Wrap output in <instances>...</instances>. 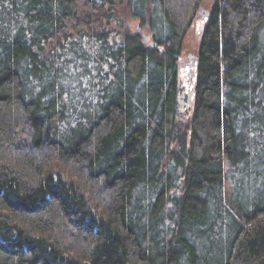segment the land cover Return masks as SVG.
Masks as SVG:
<instances>
[{"label": "trees", "instance_id": "1", "mask_svg": "<svg viewBox=\"0 0 264 264\" xmlns=\"http://www.w3.org/2000/svg\"><path fill=\"white\" fill-rule=\"evenodd\" d=\"M201 3L0 0V264H264V0L213 1L181 111Z\"/></svg>", "mask_w": 264, "mask_h": 264}, {"label": "rangeland", "instance_id": "2", "mask_svg": "<svg viewBox=\"0 0 264 264\" xmlns=\"http://www.w3.org/2000/svg\"><path fill=\"white\" fill-rule=\"evenodd\" d=\"M214 0H202L201 7L210 10ZM205 21L202 20L198 15L194 20L193 24L188 29L185 38L183 40V52L182 58L179 65L178 71V80L180 81L181 89V101H180V109L181 111H188V99H187V87L190 86V77L189 75V65L190 62L189 57L194 56L196 54L199 38L201 35V31L203 28ZM187 99V100H186Z\"/></svg>", "mask_w": 264, "mask_h": 264}, {"label": "water", "instance_id": "3", "mask_svg": "<svg viewBox=\"0 0 264 264\" xmlns=\"http://www.w3.org/2000/svg\"><path fill=\"white\" fill-rule=\"evenodd\" d=\"M198 16L202 19V20H205L208 16H209V11L200 7L199 8V11H198ZM149 40V36L146 35L145 36V41H148ZM190 58V57H189ZM193 58L195 59V55L193 56Z\"/></svg>", "mask_w": 264, "mask_h": 264}, {"label": "flooded vegetation", "instance_id": "4", "mask_svg": "<svg viewBox=\"0 0 264 264\" xmlns=\"http://www.w3.org/2000/svg\"><path fill=\"white\" fill-rule=\"evenodd\" d=\"M189 60H190L189 63H191L192 62V56H190ZM180 63H182V61H180ZM189 63H188V65H189Z\"/></svg>", "mask_w": 264, "mask_h": 264}]
</instances>
